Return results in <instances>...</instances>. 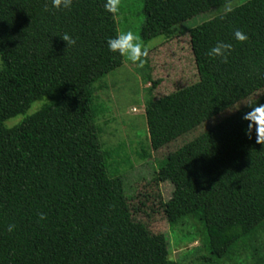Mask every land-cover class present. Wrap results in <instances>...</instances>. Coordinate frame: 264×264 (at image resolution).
<instances>
[{"label": "trees", "instance_id": "trees-1", "mask_svg": "<svg viewBox=\"0 0 264 264\" xmlns=\"http://www.w3.org/2000/svg\"><path fill=\"white\" fill-rule=\"evenodd\" d=\"M200 1L219 13L190 31L199 80L154 106V149L259 91L249 104L264 103V0L229 11L233 0ZM103 4L74 0L56 11L51 0H0V264H179L165 234L132 218L127 184L109 174L96 83L124 58L108 51L119 29ZM143 14V42L175 33L161 0H144ZM237 28L248 40L233 38ZM217 41L233 45L227 63L207 55ZM38 101L36 112L5 125ZM249 104L159 164L158 180L174 186L169 223L201 225L202 264H224L264 229V144L245 135Z\"/></svg>", "mask_w": 264, "mask_h": 264}, {"label": "rangeland", "instance_id": "rangeland-1", "mask_svg": "<svg viewBox=\"0 0 264 264\" xmlns=\"http://www.w3.org/2000/svg\"><path fill=\"white\" fill-rule=\"evenodd\" d=\"M249 0H233L229 11ZM167 27H175L172 37L160 36L149 42L143 67L124 59V64L96 83V123L104 150L108 152L109 174L121 177L127 184L132 218L145 224L151 234H165L170 259L179 264H202L199 229L194 219L177 225L169 223L164 204L172 197L174 186L158 180L159 164L168 155L209 131L263 94L259 91L200 124L190 132L159 149L151 145L149 120L154 106L165 96L199 80V72L191 45L190 31L219 12H206L200 0H161ZM144 0H121L116 17L119 32L131 30L140 36L144 23ZM2 65L0 57V67ZM43 101L35 102L27 114L6 122L8 128L18 125L36 112ZM224 264H264V229L255 240L244 243L234 257Z\"/></svg>", "mask_w": 264, "mask_h": 264}, {"label": "clouds", "instance_id": "clouds-1", "mask_svg": "<svg viewBox=\"0 0 264 264\" xmlns=\"http://www.w3.org/2000/svg\"><path fill=\"white\" fill-rule=\"evenodd\" d=\"M74 4V0H51V7L56 11L71 10ZM104 11L111 14L113 18L120 14L121 0H104ZM45 10H48L47 7ZM68 45H75L76 40L68 33L59 35ZM233 38L238 42H245L248 40V35L237 28L233 31ZM108 51L114 54H118L120 57L126 59L132 64L139 67H143L145 58L148 56V46L143 42L141 37L131 30L118 32L114 37H109L106 41ZM233 45L224 41H217L212 46L207 55L216 59H219L222 63L228 62V57L231 53ZM251 111L245 112L242 119L247 121V127L245 128V135L252 139L253 133L255 134V140L259 144H264V103H258L255 105L249 104ZM39 218L44 220L45 214L40 213ZM16 228L15 224H9L7 231L13 232Z\"/></svg>", "mask_w": 264, "mask_h": 264}]
</instances>
